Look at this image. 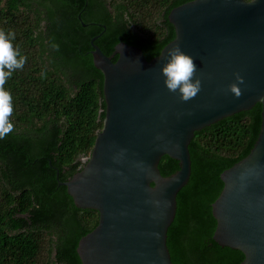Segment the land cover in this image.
Segmentation results:
<instances>
[{"label": "trees", "instance_id": "obj_1", "mask_svg": "<svg viewBox=\"0 0 264 264\" xmlns=\"http://www.w3.org/2000/svg\"><path fill=\"white\" fill-rule=\"evenodd\" d=\"M153 1L0 0V30L15 32L12 44L27 57L4 85L14 130L0 139V264H81L77 241L98 213L76 207L60 182L81 169L79 158L89 155L102 126L103 77L91 39L106 55L119 40L138 46L146 59L157 55L174 37L169 10L188 0ZM260 112L255 103L194 132L190 175L167 229L173 264L242 261L240 250L213 240L211 203L222 188L221 171L252 148ZM158 168L169 175L178 162L162 155Z\"/></svg>", "mask_w": 264, "mask_h": 264}, {"label": "water", "instance_id": "obj_2", "mask_svg": "<svg viewBox=\"0 0 264 264\" xmlns=\"http://www.w3.org/2000/svg\"><path fill=\"white\" fill-rule=\"evenodd\" d=\"M167 18L174 37L150 59L122 40L106 55L91 39L103 77L102 126L81 169L60 182L76 207L98 213L76 253L81 264H173L167 229L190 175L194 132L260 103L258 135L246 156L221 171L211 213L216 243L240 250V264H264V0H189ZM177 44L201 80L187 102L166 88L161 72ZM236 73L244 78L238 99L228 91ZM162 155L178 162L176 171L161 174Z\"/></svg>", "mask_w": 264, "mask_h": 264}, {"label": "clouds", "instance_id": "obj_3", "mask_svg": "<svg viewBox=\"0 0 264 264\" xmlns=\"http://www.w3.org/2000/svg\"><path fill=\"white\" fill-rule=\"evenodd\" d=\"M15 35L13 31L6 33L0 30V139H4L14 130L9 119L13 113L12 96L5 90L4 85L13 72L22 69L27 61V57L22 56L12 44ZM53 47L58 48V45ZM161 72L166 88L170 92L178 93L182 102L193 99L201 90V80L196 76L194 59L184 53L178 44L168 50ZM235 77L236 82L228 86V91L238 99L243 94L239 85L244 83V78L239 73Z\"/></svg>", "mask_w": 264, "mask_h": 264}, {"label": "flooded vegetation", "instance_id": "obj_4", "mask_svg": "<svg viewBox=\"0 0 264 264\" xmlns=\"http://www.w3.org/2000/svg\"><path fill=\"white\" fill-rule=\"evenodd\" d=\"M107 2L108 1H110V0H106ZM175 1H177V0H168L167 2H165L164 0H154L153 2H154V4L155 5H159V6H169V5H171L172 3H174ZM189 1V0H188ZM186 2V1H185ZM85 3H87V1H85ZM181 4V3H180ZM45 22L44 21H42V23L41 24H44ZM83 25H84V23H83ZM63 78H65L64 76H63V74L61 75ZM81 161H82V159L81 158H79Z\"/></svg>", "mask_w": 264, "mask_h": 264}, {"label": "built area", "instance_id": "obj_5", "mask_svg": "<svg viewBox=\"0 0 264 264\" xmlns=\"http://www.w3.org/2000/svg\"><path fill=\"white\" fill-rule=\"evenodd\" d=\"M84 157H82L81 159L83 160Z\"/></svg>", "mask_w": 264, "mask_h": 264}]
</instances>
